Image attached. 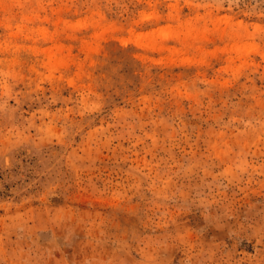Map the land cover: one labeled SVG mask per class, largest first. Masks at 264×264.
<instances>
[{"label": "rangeland", "instance_id": "obj_1", "mask_svg": "<svg viewBox=\"0 0 264 264\" xmlns=\"http://www.w3.org/2000/svg\"><path fill=\"white\" fill-rule=\"evenodd\" d=\"M0 264H264V0H0Z\"/></svg>", "mask_w": 264, "mask_h": 264}]
</instances>
